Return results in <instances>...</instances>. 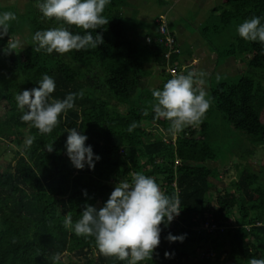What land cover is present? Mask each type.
I'll return each mask as SVG.
<instances>
[{
  "label": "trees",
  "instance_id": "1",
  "mask_svg": "<svg viewBox=\"0 0 264 264\" xmlns=\"http://www.w3.org/2000/svg\"><path fill=\"white\" fill-rule=\"evenodd\" d=\"M113 1L115 4L102 13L109 23L88 30L93 36L103 35L104 43L95 49L63 55L34 52L33 42L20 35L19 16L11 22L8 35L0 39V108L4 109L0 144L14 143L19 148L15 162L4 171L0 169V264H53L54 253L61 255L60 264H70L62 260L65 252L82 264H128L127 260L104 256L94 238L78 237L63 221L70 213L75 223L86 204L103 207L119 181L131 182L138 172L154 178L165 195L177 194L182 207L171 224H161V243L152 260L140 264H249L251 258L264 259V44L245 40L237 30L254 16L264 23V0H222V13L217 16L222 21L213 29L228 35L229 48L221 50L222 54L242 60L250 74L236 81H232L234 76L224 77L211 85L206 94L210 108L202 123L187 127L175 139L168 131L170 122L155 119L152 111L156 102L152 92L163 90L165 83L146 87L145 92L140 88L159 68L164 79L170 80L173 76L166 72L168 64H178L177 75H186L188 71L180 66L182 50L176 35L167 26L175 50L169 57L166 36L160 33L156 20L153 36L137 38L134 33L128 37V29L139 24L138 20L119 13L118 5L125 0H109ZM7 7L0 3V13L12 12L13 8ZM28 13L25 16L30 18ZM125 20L133 22L132 26ZM31 22L33 35L61 24L73 34H85V30L63 21L48 20L42 13ZM11 36L28 43L19 54L5 53ZM206 38L220 49L213 38ZM44 74L55 81L52 98L63 100L70 93L77 94L74 107L61 114L60 123L50 134H41L23 122V112L15 100L24 90L39 87ZM120 105H127L125 111L118 109ZM145 109L147 116L143 115ZM214 112L238 132V147L227 150L214 143L222 133L213 126ZM133 121L139 126L129 133ZM72 128L88 137L85 145L92 146L100 157L94 169L87 164L83 169L75 168L67 155L66 141ZM29 137H35L31 147L25 143ZM52 143L54 150L47 152L46 145ZM260 148L263 157L256 170L251 158ZM230 155L239 160L235 164L237 176L231 191L224 188L217 194L216 211L208 216L212 179H220L218 167L211 163L224 162ZM206 222L216 228L205 229ZM169 233L186 235L182 242H170Z\"/></svg>",
  "mask_w": 264,
  "mask_h": 264
},
{
  "label": "clouds",
  "instance_id": "2",
  "mask_svg": "<svg viewBox=\"0 0 264 264\" xmlns=\"http://www.w3.org/2000/svg\"><path fill=\"white\" fill-rule=\"evenodd\" d=\"M109 0H43L37 6L48 20L75 26L85 30L84 35L73 34L68 27L61 24L48 30L37 31L32 37L34 52L54 51L63 55L72 50L95 49L104 43L103 35L91 31L103 27L109 21L102 15ZM17 19L11 11L0 13V39L9 33L10 24ZM239 35L247 41H258L264 44V23L261 18L252 17L238 26ZM20 40L11 36L5 48L6 54L23 50ZM182 67V66H181ZM204 72L188 71L187 74H173L163 90H153L155 103L152 111L155 119L169 121V133L175 137L187 127L199 126L210 108V101L205 91L199 87L203 83ZM220 77L217 76V79ZM39 87L24 90L15 96L18 108L23 112L21 120L30 123L41 134H50L60 123V116L74 107L77 94L70 93L65 99L52 98L55 81L47 74L39 81ZM82 98L83 93L79 94ZM25 109H27L25 111ZM147 109L143 115L147 116ZM139 125L133 121L128 132H133ZM66 141L67 155L77 169L87 164L95 168L100 159L95 155L92 146L85 145L88 139L76 128L68 131ZM35 137L26 138V145L31 147ZM54 143L46 145L47 152L54 150ZM95 156V159H94ZM85 195L87 192L85 190ZM177 194L171 197L161 191L154 178L143 173H135L131 182L119 181L104 206L97 209L86 204L82 216L75 223L69 213L63 224L66 229L74 231L79 237L94 238L99 251L106 257H116L128 264H140L150 261L161 243V224H171L182 210ZM185 235L174 236L169 233L170 242L184 240ZM169 256V253H165ZM53 264H60L61 255L54 253ZM249 264H264V259L251 258Z\"/></svg>",
  "mask_w": 264,
  "mask_h": 264
},
{
  "label": "rangeland",
  "instance_id": "3",
  "mask_svg": "<svg viewBox=\"0 0 264 264\" xmlns=\"http://www.w3.org/2000/svg\"><path fill=\"white\" fill-rule=\"evenodd\" d=\"M18 1V0H17ZM112 1V0H111ZM147 1V5L143 6V8L140 9H136L135 10V17L138 20L137 22L140 23V20H142L143 14L146 15V21L145 24L142 23V25L140 24H133V22H129L127 20H125L126 24H129L132 26V28H129L128 30H132V35H127L129 36H134L135 33V37H143L147 34H152L153 33V25L154 23L151 22V19H154V17L157 16V13H165L170 21V27L171 28H176L179 25H182L185 28H188L191 31H194V29H198V27L201 29L202 35H204L205 37H208L209 40H211V38H213L216 42L217 45L220 47V49L216 48V53H220V57L221 59H224V57H226V54H222L221 50H227L229 48V43L230 41L227 40L228 37L227 33H223L221 31L219 32H215L214 26L216 25L218 27L219 24H221L222 19H220L219 17H217L219 14L222 13V9L219 8L223 5V2H221V4L218 6V11L213 12L212 10V6L215 4L214 0H199L198 2H195L194 0H181V1H174L173 4H170L172 1L171 0H145ZM43 0H21L20 3L17 2L13 5V7H10V4L7 3V9H12V12L16 14V17L19 16L20 18V23L22 24V33L20 35L25 36V39L28 43L33 42L32 41V37L33 32H32V27L34 26L32 24V19L35 17H40L41 15V11L38 8V4L42 3ZM116 2L118 3L119 0H116ZM111 4H115V2L113 1L112 3L109 2L107 6L111 5ZM132 3H129L127 0H125L123 2L122 5H118V11L123 12V8L125 6H131ZM117 7V5H115ZM114 6V7H115ZM105 7V8H106ZM115 7V8H116ZM195 7V8H193ZM113 8V7H112ZM225 8V6H224ZM7 11V10H6ZM27 12L30 15L29 17H26L25 14H27ZM22 14V15H21ZM138 15V16H137ZM143 21V20H142ZM167 22V19H166ZM147 23H150L149 26H147ZM206 28V29H205ZM231 28V27H230ZM199 29V31H200ZM199 31H194L196 34H198ZM130 33V32H129ZM131 34V33H130ZM234 33H231L230 37H233ZM15 38V37H13ZM15 39H18L21 41V43L25 46L26 44H28L25 40L17 37ZM186 43V42H185ZM204 46H208L209 45L213 48L215 47L214 44H211L210 41L204 40L203 42ZM187 43L185 44L184 48L186 47ZM215 53V54H216ZM221 61V60H220ZM151 68V65H148ZM181 66V65H180ZM234 67H240V74L238 76H234V80L232 81H236L239 79V77H241L244 74H250L247 73V69H246V64H241L239 65V63L235 66H232V68ZM218 68H220V66H218ZM230 70V73L232 72V69ZM159 74L156 75L154 73V75L150 76V78L148 77L145 78L142 81V86L140 88L141 91L145 92V89H147L146 87H151L149 86L151 83V78L153 79V85L154 83L158 82V79L161 80V84L166 83V79H164L163 74H161V69L159 68ZM183 70V69H182ZM156 71V69H155ZM217 74V73H216ZM255 73H252V75ZM232 75V74H230ZM158 78V79H157ZM147 79V80H146ZM214 80L209 82L208 85H214L216 83H218L219 81H217L216 78H213ZM207 86V83L205 80H203V83L199 85L200 88H202L203 90L205 89L204 87ZM207 89H205V93ZM127 105H120L118 106V109H120L121 111H125ZM4 109L0 108V114L3 113ZM213 126L218 128V131L221 130L222 133L219 134V138L218 140L214 141V143L220 145V146H224L227 150H231L233 148L238 147L241 143L240 137L238 135V132L235 131L221 116V114H218L216 112H214L213 115ZM173 137V136H172ZM176 137V136H175ZM175 137H173V139H175ZM245 141V140H244ZM243 141V142H244ZM246 142V141H245ZM244 142V144H245ZM215 144V145H216ZM249 145V143H248ZM250 146V145H249ZM19 148L15 146L14 143H5V144H0V169L1 170H5L9 165H12L15 162V155H16V151ZM257 152V151H256ZM222 156H226V153L224 152ZM262 157H263V150L260 148L258 150V152L256 153V155H254L251 158V163L253 164V168L256 170H259V166L260 163L262 161ZM238 158L236 156L230 155L228 158H226V160L223 161H219L218 163H211L212 165H215L218 167L219 169V177L220 179H212L213 182V188L212 191L210 192V198L212 200L211 205H207L206 207V215L211 216L213 211H216L217 208V204H215V199L217 194H219L221 191H223L224 188H227L228 190L231 191V182L232 180H234L236 178V174H237V169L235 167L236 162H238ZM231 224H235V220L231 221ZM225 256V255H223ZM95 257V254H94ZM62 260L65 262H68L70 264H82L78 259L75 258V256L73 254H70L68 252L63 253L62 255ZM225 264H229L228 262H226Z\"/></svg>",
  "mask_w": 264,
  "mask_h": 264
},
{
  "label": "crops",
  "instance_id": "4",
  "mask_svg": "<svg viewBox=\"0 0 264 264\" xmlns=\"http://www.w3.org/2000/svg\"><path fill=\"white\" fill-rule=\"evenodd\" d=\"M21 0H0V3L3 6H6L7 3L10 4V6H13L15 3L19 2L20 3ZM129 3H132L131 6H125L123 8V12L122 15L124 17H135L136 13L135 10L136 9H140L143 8V6L147 5V1L145 0H127ZM172 2L170 4H173L174 1H181V0H171ZM195 2H198L199 0H194ZM215 4L212 6V10H214L215 7H218L222 0H214ZM195 8V7H193ZM161 16L163 15L165 17V21L167 19V26L169 27V29H172L174 31V34L176 35L177 38V42L179 47L182 50V54H181V68L185 71H192L195 70L196 72H204L205 76L202 78L203 80L206 81L207 86L204 87L206 90V94L209 93V88L210 85L209 82L213 81V78L217 79V76H219V79H222L224 77L226 78H230L233 76H236L238 74H240V67H234L232 68V66H235L239 63V65L241 64H245L242 60L236 59L234 56H226L224 57V59H221L220 57V53H216V47H211L209 45L208 46H204L203 45V41L208 39L202 35L201 29L198 27V29H196L198 32V34H196L194 31H196L194 29V31L189 30L188 28L183 27L182 25H179L176 28H171L170 27V21L167 17V15L165 13H157V16ZM138 16V15H137ZM156 16V17H157ZM144 18H142V20H140V25H142V23L145 24L146 21V15L143 14ZM156 17H154V19H151V22L154 23L153 27V33L156 32V27H155V20ZM136 18V17H135ZM150 23H147V26H149ZM171 31V30H170ZM131 34H130V33ZM128 33L130 35H132V30H130ZM152 34H147L145 35L146 37L148 36H153ZM144 37V36H143ZM187 43L186 47L184 48L185 44ZM216 53V54H215ZM221 60V61H220ZM218 66H220V68H218ZM231 68L233 69L232 72L230 73ZM158 71L156 72V75H158ZM217 73V74H216ZM187 74V73H186ZM232 74V75H230ZM153 79L151 78V83L149 86H151L150 88H157L159 87L161 80H159L158 78V82L154 83L153 85ZM217 79V80H219ZM204 89V90H205Z\"/></svg>",
  "mask_w": 264,
  "mask_h": 264
},
{
  "label": "built area",
  "instance_id": "5",
  "mask_svg": "<svg viewBox=\"0 0 264 264\" xmlns=\"http://www.w3.org/2000/svg\"><path fill=\"white\" fill-rule=\"evenodd\" d=\"M156 22L159 24L158 28L161 34H165V44L169 47V52L166 53V57H169L170 52L175 51L174 50V37L171 35L166 21H165V17L163 15L159 16L156 19ZM147 41L149 42L150 39L147 38ZM177 69H178V64H168L166 67V72L171 74L173 76V74H177ZM176 218V217H175ZM204 228L207 230H212L216 228V225L213 223H208L206 222L204 224Z\"/></svg>",
  "mask_w": 264,
  "mask_h": 264
}]
</instances>
